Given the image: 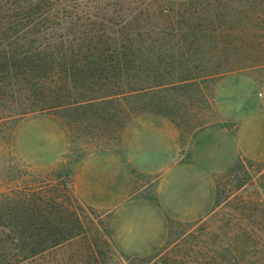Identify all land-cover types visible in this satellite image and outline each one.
<instances>
[{"label":"rangeland","instance_id":"1","mask_svg":"<svg viewBox=\"0 0 264 264\" xmlns=\"http://www.w3.org/2000/svg\"><path fill=\"white\" fill-rule=\"evenodd\" d=\"M191 1L12 3L24 14L30 2L57 16L155 17L177 16L180 4ZM126 66L128 76L74 84H109L120 95L53 109L44 106L53 95L29 89L33 77L0 73V264L2 242L20 236L3 227L25 220L56 226L63 216L52 213L72 202L68 196L86 236L51 253L45 264H254L253 248L244 255L243 230L264 223V209L257 215L239 210L236 199L218 202L232 191L262 199L264 70L173 86L145 60ZM186 68L177 65L175 75Z\"/></svg>","mask_w":264,"mask_h":264},{"label":"trees","instance_id":"2","mask_svg":"<svg viewBox=\"0 0 264 264\" xmlns=\"http://www.w3.org/2000/svg\"><path fill=\"white\" fill-rule=\"evenodd\" d=\"M14 1L0 0V73L21 81L33 77L35 81L28 83L31 91L53 95L45 101L46 109L82 106L91 96L95 100L111 97V93L120 95L109 84L98 89L74 84L80 78L107 80L128 76L126 65L142 60L146 65L158 66V78L173 80V86L199 76L211 78L241 70H264V0H193L182 2V13L177 16L155 17L88 13L57 16L45 12L44 4L30 2L27 4L32 10L24 14L18 11L19 5L14 7ZM177 65L187 68L178 69L175 75ZM159 66L163 68L160 70ZM150 73L146 75L151 76ZM135 75L138 77L141 72ZM70 79L73 86L68 84ZM98 92L105 93L100 96L96 95ZM82 93L88 97H78ZM69 96L72 101L67 100ZM260 188L263 195L258 201L238 198L232 191L223 201L219 200L218 206L236 199L239 210L258 215L264 209V184ZM218 191V197L225 194L219 188ZM66 198L72 202L52 213L58 218L63 216L56 226L51 227L49 222L33 225L25 220L3 227V233H20L12 241L2 242L4 264H45L51 253L86 236L75 200ZM37 212L44 214L40 208ZM243 232L244 255L245 249L253 248L257 254L254 264H264V223H253Z\"/></svg>","mask_w":264,"mask_h":264}]
</instances>
